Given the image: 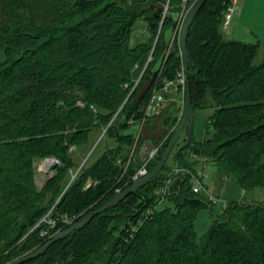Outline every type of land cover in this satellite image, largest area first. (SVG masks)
Segmentation results:
<instances>
[{
	"label": "trees",
	"instance_id": "16d2710c",
	"mask_svg": "<svg viewBox=\"0 0 264 264\" xmlns=\"http://www.w3.org/2000/svg\"><path fill=\"white\" fill-rule=\"evenodd\" d=\"M228 4L205 0L187 36L194 113L212 109L202 141L192 136L177 162L166 161L165 174L21 264H264V200L228 203L199 237L197 213L212 203L192 191L188 177L172 174L175 163L197 165L185 159L190 150L243 189L264 188V59L255 62L258 42L224 36ZM182 11L181 0H0V264L40 247L131 184L139 158L121 177L117 159L126 160L153 88L182 70L178 28L169 36ZM138 21L149 37L132 45ZM173 103L162 110L169 134L148 171L179 120ZM93 128L118 146L78 166L74 153ZM48 157L60 164L38 188L34 162ZM68 170L71 181L63 185ZM169 172L174 182L158 210L154 190ZM47 214L53 226L42 220ZM64 216L73 221L62 223Z\"/></svg>",
	"mask_w": 264,
	"mask_h": 264
},
{
	"label": "rangeland",
	"instance_id": "374dc122",
	"mask_svg": "<svg viewBox=\"0 0 264 264\" xmlns=\"http://www.w3.org/2000/svg\"><path fill=\"white\" fill-rule=\"evenodd\" d=\"M184 13L187 8H185V4L187 0H181ZM246 2V0H242L241 3ZM235 9L239 11L238 6H235ZM232 22L230 25L228 24L227 28L223 29V34L226 38H237L246 42H258V54L256 56L255 62H259L264 59V0H247V6L243 8L240 14L237 16L234 15ZM144 26L143 21H138L136 27L132 31L130 43L132 45H136L141 43L142 40L149 37V34L145 36L141 28ZM144 31V29H143ZM142 35L139 37V35ZM2 56L0 55V60ZM137 66V65H135ZM134 66V67H135ZM136 85L140 80V76L134 78ZM146 83V82H145ZM178 91L176 92L173 87L170 88L167 93V101L166 103L174 102L173 105L177 104L179 107V117L183 107V92L180 89V86L175 88ZM165 107V106H164ZM164 109V108H163ZM162 109V110H163ZM163 111H160L157 115H152L143 120L141 125V130L138 133V139L135 144L133 154L130 156L129 164L134 161L136 157L140 158V153H138L139 148L144 143L148 145V148L152 147L157 143H161L160 139L162 136L168 135L169 130L162 124V115ZM212 113V109L200 110L195 112V138H197L199 132V125H206L207 117ZM204 118H203V117ZM203 120V121H202ZM132 121V120H131ZM202 122V123H201ZM186 135L185 130L182 132L180 138L177 141L176 146L172 150L170 156L168 157L166 165H170L173 161L174 152L177 148V145H181L183 143V139ZM193 136V135H192ZM200 137V136H199ZM165 138V137H164ZM199 140L197 142H200ZM118 146V141L109 134L103 136V132L101 128H93L88 132V139L84 145L79 146L74 153L75 164L78 166L86 162V166L92 164L103 155V153L109 148H116ZM129 151H127V159L124 160L121 157L117 159V164L122 168L120 177L122 173L126 171L124 164L128 161ZM138 153V154H137ZM187 153H191L189 150ZM198 157L200 153L196 154ZM51 157L38 159L34 162V171H35V182L38 188H41L43 183L53 175V171L44 172L46 168L43 167L45 161L50 160ZM194 160V159H193ZM140 162V161H139ZM138 162V163H139ZM198 169L199 166L196 165ZM72 170L75 172L76 167L73 166ZM205 177H204V185L207 187V191L218 198V202L209 205H204L197 213L194 229L197 235L200 237L203 233H205L213 224V221L220 217L223 213L224 206L230 202L235 201H244L250 202L252 200L262 201L264 200V188H255L253 190H245L241 187V185L236 180V177L233 175L230 176H221L218 172L217 166L212 161H208L205 167ZM71 181V171L68 170L67 174L64 175L62 179V184L67 185ZM91 183L95 184V181L90 180ZM155 194H158V189L154 190ZM202 195L207 198V194L205 191L202 192ZM163 208V204H159L157 209L160 210Z\"/></svg>",
	"mask_w": 264,
	"mask_h": 264
},
{
	"label": "water",
	"instance_id": "95a60500",
	"mask_svg": "<svg viewBox=\"0 0 264 264\" xmlns=\"http://www.w3.org/2000/svg\"><path fill=\"white\" fill-rule=\"evenodd\" d=\"M205 0H195L184 13L176 14L173 24L169 30V36L172 35L173 30L178 28V45L180 49V56L182 61V71L184 75V95H183V107L180 113L179 120L174 128V131L163 149L160 158L156 165L144 176L138 177L134 179L131 184L114 195L112 198L102 203L85 216L80 218L78 221L74 222L72 225L67 227L64 230L58 231L54 234V236L49 239L46 243L41 245L40 247L24 254L23 256L16 258L6 264H21L25 261L31 260L39 255H42L46 249L53 244L54 242L65 238L72 231L78 230L86 225L93 216L98 215L99 213L105 211L108 208H112L117 205L119 202L123 201L128 195L137 192L142 186L147 183L154 182L159 176L165 174L163 170V166L166 163L168 157L170 156L172 150L177 144L178 139L180 138L182 132L185 130L186 135L184 141L181 145H177V148L174 152L175 162L178 160V156L180 153L187 150L189 147H192V135H193V125H194V108L191 104V95H190V85H189V63L191 62L189 50L187 48V36L189 32V27L194 21L197 13L199 12L201 6L204 4ZM165 12V10H164ZM169 42V41H168ZM157 69L154 70V75L156 74ZM140 127V125H139ZM136 136V135H135ZM52 163H50L48 170L53 171L56 165L58 164L55 161V157H51ZM174 167H177V163H175ZM169 173H166L169 176Z\"/></svg>",
	"mask_w": 264,
	"mask_h": 264
},
{
	"label": "built area",
	"instance_id": "2783aa9c",
	"mask_svg": "<svg viewBox=\"0 0 264 264\" xmlns=\"http://www.w3.org/2000/svg\"><path fill=\"white\" fill-rule=\"evenodd\" d=\"M240 0H230V4H228V6L226 7L224 13H223V22H222V28L225 29L227 28L231 17L233 16V14L236 12L235 11V6L236 4L239 2ZM164 9L166 10V6L164 7ZM151 60V54L148 56V59L146 61V64ZM146 64L143 66L140 76L141 74L144 72L145 68H146ZM136 67V66H135ZM135 86V85H134ZM180 86V89L183 92L184 95V75H183V71L181 70L176 79L174 80H167L163 83V85L161 87H154L152 90V93L149 97V100L146 104V107L144 109V117L141 120V124L139 127V131L141 130V125L142 122L145 118L150 117L152 115H157L160 111H162V109L164 108V106L166 105V101H167V93L169 92L170 88L173 87L174 89L176 87ZM115 116V115H114ZM105 131V129L103 130V132ZM138 133L136 134L133 143L130 147V151H129V157H128V161H126L124 164H126L125 169L127 168V166L129 165V159L130 156L133 154V150L135 147V144L137 142L138 139ZM161 146V143H157L155 145H153L152 147L148 148V145H145L144 143L142 144V146L139 148L138 153H140V166L137 168V170L135 171V173L130 177L131 180L133 181L134 179L144 176L146 175L149 171H148V167L147 165L149 164V162L156 156V154L159 151V148ZM75 147L72 145L69 147V151L74 150ZM137 153V154H138ZM127 157V155H126ZM127 159V158H126ZM185 159L187 161H192L193 159L197 160V166H199V168L197 169L196 166H187V165H183V166H177V167H173L172 169V174L176 175V176H183V177H188L189 180V184H190V188L192 189L193 192L195 193H202L203 191L206 192L207 194V199L209 202H211L212 204L217 203L218 202V198L215 197L214 195L210 194L207 190V187H205L204 185V177H205V167L207 165V159L201 155H199V157L196 155V153L191 152V153H186L185 155ZM55 161H57L58 164H60V161L55 158ZM49 165L46 167V169L44 170V172L48 173L51 172L48 170ZM174 179L173 177L169 176V177H165L161 183V185L158 187V201H157V206L159 204H163L164 200L166 198V195H168L169 190H170V186L173 185ZM91 184V181L88 180L86 183V186H89ZM120 191H122L121 187H117L115 189L116 193H119ZM226 206V205H225ZM224 206V208H225ZM154 208H148L146 210V215H149L153 212ZM42 220H45L47 223H49L51 226H53L55 224V220L48 217V214L45 215ZM73 221V218H69L67 216H64L61 219L62 223L65 224H70ZM135 229V226L132 227V230Z\"/></svg>",
	"mask_w": 264,
	"mask_h": 264
},
{
	"label": "crops",
	"instance_id": "0c3cea01",
	"mask_svg": "<svg viewBox=\"0 0 264 264\" xmlns=\"http://www.w3.org/2000/svg\"><path fill=\"white\" fill-rule=\"evenodd\" d=\"M241 1L242 0H240L237 4H236V6H238V9H239V11L238 10H236L235 9V13L233 14V16L234 15H236L237 16V14L239 15L240 14V12L243 10V8H245L246 6H247V0H246V2L244 1V3H241ZM231 17V19H230V22H229V25H230V23L232 22V20H233V18H236V17ZM143 29H144V31H143ZM141 31L143 32V33H145L144 35L145 36H147V31H146V29H145V27L144 26H142V28H141ZM140 36H142L141 34L139 35V37ZM147 39V38H146ZM146 39H144V40H142V42L143 41H146ZM235 39H237V38H235ZM240 40V39H239ZM243 41V40H242ZM246 42V41H245ZM251 43H253V42H251ZM176 92L178 91V89L176 90V89H174ZM203 117V116H202ZM195 118H196V116L194 117V125H193V138H194V140L195 141H199V140H202L203 139V135H204V128H205V123H204V125H203V123H202V125H199V132H198V135H197V138L198 139H196L195 138V135H194V133H195ZM204 118V117H203ZM203 121V120H202ZM200 136V137H199ZM185 138V137H184ZM183 141H184V139H183ZM35 179H36V176H35ZM44 184V183H43ZM43 186V185H42ZM41 186V187H42Z\"/></svg>",
	"mask_w": 264,
	"mask_h": 264
},
{
	"label": "bare ground",
	"instance_id": "6f19581e",
	"mask_svg": "<svg viewBox=\"0 0 264 264\" xmlns=\"http://www.w3.org/2000/svg\"><path fill=\"white\" fill-rule=\"evenodd\" d=\"M50 163H52V160L45 161L43 167L46 168Z\"/></svg>",
	"mask_w": 264,
	"mask_h": 264
}]
</instances>
